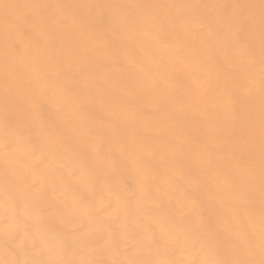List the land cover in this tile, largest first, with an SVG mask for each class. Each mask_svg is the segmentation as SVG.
Segmentation results:
<instances>
[{"label":"snow or ice","instance_id":"6c2138e0","mask_svg":"<svg viewBox=\"0 0 264 264\" xmlns=\"http://www.w3.org/2000/svg\"><path fill=\"white\" fill-rule=\"evenodd\" d=\"M0 264H264V0H0Z\"/></svg>","mask_w":264,"mask_h":264}]
</instances>
